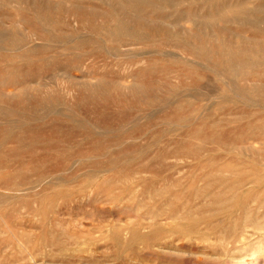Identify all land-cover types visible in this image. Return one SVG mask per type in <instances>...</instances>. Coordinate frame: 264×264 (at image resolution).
<instances>
[{
  "label": "rangeland",
  "instance_id": "obj_1",
  "mask_svg": "<svg viewBox=\"0 0 264 264\" xmlns=\"http://www.w3.org/2000/svg\"><path fill=\"white\" fill-rule=\"evenodd\" d=\"M238 182L264 187V0H0V264H195L130 231Z\"/></svg>",
  "mask_w": 264,
  "mask_h": 264
},
{
  "label": "bare ground",
  "instance_id": "obj_2",
  "mask_svg": "<svg viewBox=\"0 0 264 264\" xmlns=\"http://www.w3.org/2000/svg\"><path fill=\"white\" fill-rule=\"evenodd\" d=\"M259 182L254 183L253 190L244 189L250 183L238 182L232 187L228 184L230 188L225 192L198 194V191L188 197L185 195L163 199V202L147 212L148 219L153 222L152 228L155 227L153 232L143 235L139 229L133 228L130 231V244L135 245L136 241L142 240L141 243L144 242L150 249L160 237L173 239L174 235L179 234L182 240H195V243L188 247L189 252L183 253L173 246L174 248L166 253L178 260L185 261L186 258L182 254H186L190 261L201 264V257L195 255L194 251L204 246L203 251L211 254L212 260L203 264H220V261H224L223 264H264V190L262 191L263 186H259ZM166 222L172 223L173 226L165 229L163 224ZM166 225L169 227V224ZM115 232L113 239L120 243L124 240L122 233L119 230ZM211 237H215L217 241L210 243ZM166 245L169 248L168 242Z\"/></svg>",
  "mask_w": 264,
  "mask_h": 264
}]
</instances>
